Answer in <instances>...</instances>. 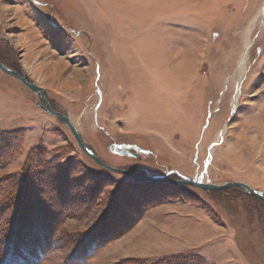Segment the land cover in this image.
<instances>
[{
    "label": "rangeland",
    "instance_id": "1",
    "mask_svg": "<svg viewBox=\"0 0 264 264\" xmlns=\"http://www.w3.org/2000/svg\"><path fill=\"white\" fill-rule=\"evenodd\" d=\"M31 25L47 49L31 73L58 64L48 98L104 162L264 192V0H0L12 68ZM74 71L99 79L78 94ZM0 95V264H264V204L245 190L112 172L1 69Z\"/></svg>",
    "mask_w": 264,
    "mask_h": 264
},
{
    "label": "water",
    "instance_id": "2",
    "mask_svg": "<svg viewBox=\"0 0 264 264\" xmlns=\"http://www.w3.org/2000/svg\"><path fill=\"white\" fill-rule=\"evenodd\" d=\"M0 69L4 71L5 73L18 79L25 86H27L31 91L36 93L40 97V100L42 102L41 107L48 113L56 116L61 122H63L65 125L68 126V128L72 132L74 138L76 139L78 145L83 150V152L86 153L88 156H90L98 164H100L101 166L105 167L106 169L112 172L125 174L130 177L140 179L143 181H147V182L176 184V185H179V184L193 185V186H196L204 190H223V189L238 187V188L245 190L252 196L259 198L261 200H264V192L258 191L257 189L251 187L247 183H244L241 181H228L224 184H216L212 182H205V181L199 180L197 177H194V176H184L178 172H176L178 175V178H171L169 177V175L173 173L172 171L169 172L167 175H150L148 173H141L139 171L111 166L108 163L104 162L92 149H90L87 146L85 140L83 139L81 135V132L79 131L78 127L73 123L71 117L63 112L56 110L52 106L47 96V90L44 87L36 84L32 79H30V77L27 74H21L19 71L7 67L2 62L1 59H0Z\"/></svg>",
    "mask_w": 264,
    "mask_h": 264
},
{
    "label": "crops",
    "instance_id": "3",
    "mask_svg": "<svg viewBox=\"0 0 264 264\" xmlns=\"http://www.w3.org/2000/svg\"><path fill=\"white\" fill-rule=\"evenodd\" d=\"M29 1H31V0H29ZM25 34H26L25 38L21 39L23 41L20 40L22 42L21 43L22 46L27 45V49L25 50L23 61L20 62L21 66L23 68L22 71L25 74H27L30 77V79H32L36 84L44 87L46 90H49V91L54 90L55 93L60 92L59 90L54 89V85L47 84L44 81L46 79V77L47 78H50V77L56 78L57 76H60L58 64H56L54 62L50 63L47 60H42L41 62H39V65L34 69V73H33L34 75L31 73V62H32L33 57L40 56L41 54H43V52H45L47 50L46 47L44 46L45 38H44L43 34H41V32H38V30L35 29L32 25H31V29L29 31L27 30V32H25ZM27 66H28V68H27ZM48 67H50L49 70H47ZM41 73H46L47 75H42ZM41 76H43V77L41 78ZM94 79H97V81H98L99 74L91 76V73H90V75L87 78H85V80L80 82V75H78V73L74 71V73L71 74L70 77H67L65 80H62V81H64V83H66V86L69 89H71L72 87L74 88V86L75 85L77 86V84L80 82V86H78V88H76V90H78V94L79 93L82 94L84 92L85 88L87 87V85L89 83L91 85V83ZM41 80H43L44 83L41 82ZM95 95H96V93H95ZM0 98H2V100H3L4 97L2 95H0ZM87 115H88V118H90L89 114H87ZM200 223H201V225H205L204 222L203 223L200 222ZM205 241L207 242V244L210 243L208 239ZM192 247L195 248V245H193ZM181 253H183V252H179L178 254H181ZM198 254H200L201 256H203L206 259L208 258V257H205V256H207L205 253H202V254L198 253ZM231 259H232V257H230L227 260L229 261Z\"/></svg>",
    "mask_w": 264,
    "mask_h": 264
},
{
    "label": "trees",
    "instance_id": "4",
    "mask_svg": "<svg viewBox=\"0 0 264 264\" xmlns=\"http://www.w3.org/2000/svg\"><path fill=\"white\" fill-rule=\"evenodd\" d=\"M4 55V54H3ZM6 57H8V58H10V56L7 54L6 55ZM0 59L2 60V62L7 66V67H9V68H12V66H9V64L7 63L6 64V62H5V60H4V58L2 57V52L0 51ZM12 69H15V70H17V71H19L21 74H25L22 70H20V69H18V68H14V66H13V68ZM48 96V95H47ZM49 99V98H48ZM50 100V99H49ZM50 102H51V104H52V106L57 110L58 108H56V106H54V104L52 103V101L50 100ZM59 111V110H58ZM61 112V111H60ZM8 144L10 143V142H7ZM96 162V161H95ZM97 163V162H96ZM140 172V171H139ZM141 173H144V172H141ZM131 178H133V177H131ZM133 179H136V178H133ZM136 180H138V181H143V180H140V179H136ZM143 182H146V181H143ZM158 185H162V186H166V187H169L170 188V190L172 191V192H175L174 190H179V192H185L186 190H184V189H179L178 187H174V185H171V184H158ZM190 186H193V185H190ZM193 187H196V186H193ZM198 188V187H197ZM246 193H248V192H246ZM249 194V193H248ZM250 196H252L251 194H249ZM254 197V196H253ZM256 198V197H255ZM258 200H259V202H261V203H263L264 204V200H261V199H259V198H257ZM198 259H199V261H201V263H203L202 262V258L201 257H197ZM3 264H6V262L5 263H3Z\"/></svg>",
    "mask_w": 264,
    "mask_h": 264
},
{
    "label": "bare ground",
    "instance_id": "5",
    "mask_svg": "<svg viewBox=\"0 0 264 264\" xmlns=\"http://www.w3.org/2000/svg\"><path fill=\"white\" fill-rule=\"evenodd\" d=\"M125 1H126V0H125ZM120 25H121V24H120ZM119 30H121V29H119ZM121 32H122V31H121ZM120 34H121V33H120ZM126 39H127V38H126ZM124 40H125V39H124ZM127 40H128V39H127ZM245 59H246V58L243 56L242 59H241L240 62H239V63H240V67H241L240 70H241V69L244 67V65H245ZM240 70H239V71H240Z\"/></svg>",
    "mask_w": 264,
    "mask_h": 264
}]
</instances>
